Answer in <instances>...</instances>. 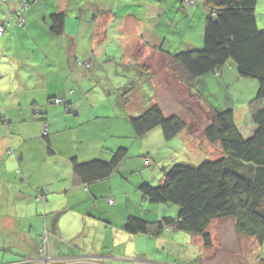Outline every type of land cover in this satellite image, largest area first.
Instances as JSON below:
<instances>
[{
  "label": "crops",
  "instance_id": "1",
  "mask_svg": "<svg viewBox=\"0 0 264 264\" xmlns=\"http://www.w3.org/2000/svg\"><path fill=\"white\" fill-rule=\"evenodd\" d=\"M154 2L39 0L29 6L22 28L15 17L9 22L7 19L8 14L14 12L17 0H9L6 6L0 3V27L4 25V35L0 39V264H117L131 261L136 264H187L193 256L215 252L218 234L235 230L234 221L229 230L228 219L215 221L210 229L211 248H205L201 237L185 233L172 231L159 237L141 235L143 242L144 237L154 242L146 243L140 253L128 254L138 237L121 229L129 216L149 222L166 216L178 217L177 208L168 210L149 204L138 190L142 182L154 183L153 176L158 178L157 167L146 169L147 154L165 147L171 158L179 154L175 158L178 160L192 156L194 151L188 146L195 137L190 132L194 123L165 146L160 130L146 135L138 143L130 123L132 117L154 104L168 116L157 101L163 86L171 88L172 82L167 80L162 84L159 81L157 71L160 67H156L155 62L166 63L167 54L201 45L200 42L194 46L175 47L167 40L163 42L157 30L163 25L166 9L160 5L155 7ZM132 8L139 10L133 12ZM119 9L123 10L121 14L116 13ZM58 13L65 15V21L63 32L56 35L52 32L56 25L51 16ZM106 44L118 47V55L111 57L108 51H97V46L102 48ZM78 60L90 62L91 66L76 67ZM161 69L175 77L171 70L168 71L167 63ZM229 69V72L222 70L215 78L224 79L227 74L233 76V67ZM112 74L127 80L120 81L121 85L119 81L111 83ZM176 83L185 87L184 92L190 91L187 86ZM203 84L206 86L205 81ZM122 89L127 93L135 91L136 97L127 100V93L122 92V96L117 93L114 101L112 94ZM55 98L63 99L64 104H53ZM114 106L121 110L120 114L116 112L114 122L125 126L120 135L113 129L105 132L103 128L115 125L105 116V110L114 109ZM244 116L241 119L238 114L239 121L251 124L249 114ZM254 131L247 126L243 133L250 135ZM47 140L53 154L46 148ZM148 142L155 147L147 145ZM121 147L130 148V153L137 159L123 162L110 180L85 187L75 178L71 158L78 157L80 161L109 159L112 152ZM143 170H146L145 175L141 174ZM136 173L141 177L137 178ZM158 179L160 181L161 177ZM42 189L48 191L46 204L33 205V198ZM132 193L134 197H131ZM101 199H114L118 208L101 205ZM87 200H92L90 205L96 211L87 208ZM78 205L81 207L77 216L76 213L69 215L70 211L78 209ZM214 227L219 229L217 233L212 230ZM109 230L114 232L111 242L107 240ZM220 244L222 252H233L224 238ZM193 246L197 249L188 250ZM251 246L249 258L242 259L243 264H264V242L258 246L252 240ZM155 248L158 249L153 252ZM43 252L48 254L45 260L39 259ZM151 253L157 255L155 262L149 258Z\"/></svg>",
  "mask_w": 264,
  "mask_h": 264
},
{
  "label": "trees",
  "instance_id": "2",
  "mask_svg": "<svg viewBox=\"0 0 264 264\" xmlns=\"http://www.w3.org/2000/svg\"><path fill=\"white\" fill-rule=\"evenodd\" d=\"M8 1L0 0V3L6 6ZM38 1L17 0L14 12L8 14V22L15 17L19 26L24 27L25 13L31 4ZM171 1L155 0L154 6L160 5L163 10L172 7V11H178L185 20L202 14L199 18L203 20V32L200 46L167 54L169 70L177 82L187 86L190 91L197 80L211 78L232 67L240 78L257 80L258 92L247 111L256 129L253 134L245 135L243 130L247 127L244 121L237 122L235 111L229 108L212 112L211 123L204 130L206 140L212 145H219V152L210 153L211 160L197 165L175 162L168 168L162 164L167 161V154H159L158 149L154 150L156 153H148L146 168L157 167L163 176L158 186L142 182L138 190L152 205L168 210L177 208L178 217L166 216L149 222L129 216L121 229L130 236L159 237L172 231L185 233L201 237L205 248H211L212 224L231 219L239 235L254 240L255 245L260 246L264 242V30L257 26L258 0ZM199 4H202L207 15L206 11L198 8ZM51 19L56 25L52 32L61 34L65 15L58 13L52 15ZM1 28L4 29V25ZM75 66L90 67L91 63L78 60ZM193 94L197 95L195 92ZM64 102L59 98L52 100L56 105ZM130 123L138 143L146 135L160 130L164 146L187 131L189 125L187 118L176 114L166 116L158 104L132 117ZM147 145L155 147L152 142ZM46 148L51 154L54 153L48 140ZM130 159H137V156L130 153V148L121 147L112 152L109 159L80 161L78 157H73L70 165L75 178L88 187L110 180L121 164ZM47 198L48 191L42 189L34 200L42 203ZM110 200L113 202L114 199ZM110 200L109 204L112 203ZM39 252L42 253L41 250ZM43 253L39 259L45 260L48 255Z\"/></svg>",
  "mask_w": 264,
  "mask_h": 264
},
{
  "label": "rangeland",
  "instance_id": "3",
  "mask_svg": "<svg viewBox=\"0 0 264 264\" xmlns=\"http://www.w3.org/2000/svg\"><path fill=\"white\" fill-rule=\"evenodd\" d=\"M142 3L145 2L146 0H140ZM170 0H164V2H169ZM199 2L202 3L203 0H198ZM137 4V3H136ZM202 11H204V7L202 4L198 5ZM197 7V6H196ZM203 8V9H202ZM170 9V10H169ZM133 12H138L139 8H132ZM123 10H116V13L119 12L121 14ZM206 11V10H205ZM204 11V12H205ZM206 15L208 14L207 11L205 12ZM199 16L197 15L196 17H191L189 20H185L181 17V14H179L178 11L174 9V12H172V7L171 8H166V12L163 15V25L160 29L157 30V33L161 35L163 38V42L167 40L168 42L172 43L175 45V47H179L180 45H185L189 44L191 46H194L197 43H200L201 41V35L203 32V20H200ZM175 17L176 20H175ZM256 19H257V26L260 30H264V0H258L257 7H256ZM187 23V24H186ZM114 44H106L104 47H98L97 46V51L101 52L102 50L108 51L109 56H115L118 55V47H112ZM148 61V62H147ZM147 63L150 64V60L147 59ZM153 61H155L153 59ZM157 65L156 67L158 68V79L159 81L161 80L162 84L165 81H171V88H168V86H163L164 89L160 90L159 92V101H156L157 103L159 102L160 105L163 106L164 111L166 114H176L182 118H187L188 123H194V125L191 126L190 132L195 136L194 139L191 141V144H188L190 148H193V152H191L192 156H184L181 159L175 160L176 157H179V154L174 155L173 158H171L170 151L166 149L165 147L163 150H160L158 153L159 154H168V159L164 164L168 168L173 166L175 162L179 163H187V164H200L204 160H211L212 157L210 153L213 155L218 152L219 145L215 144L212 145L210 144L204 135V130L206 127H208L210 122V118L212 116V112L216 111H225L229 108H232L235 111L237 122L239 121L238 119V114L241 115V119H244V115L247 114L249 105H251V101L256 98L257 92H258V82L257 80L254 79H242L238 76L237 71L235 68H233V76H229L228 74L224 79L221 77L215 78L217 76H210L211 78H204L201 81L198 80L194 82L192 86V92L197 93L192 94L189 90H187V93L185 91V87L177 84V79L173 77L171 74L169 75L166 70L163 71V68L165 64L167 63H161L159 61L155 62ZM226 72L231 71V69H225ZM169 71V69H168ZM232 75V74H230ZM111 83L117 84L119 81V85L122 83L120 81H125L127 80L126 78H121V77H116L115 74L111 75ZM132 78H133V73H132ZM203 81H205L206 86L203 84ZM215 81V83H213ZM174 82V83H173ZM129 83V79H128ZM169 83V82H168ZM95 84L97 82L95 81ZM174 84V85H173ZM130 87V84L128 85ZM98 91V89H97ZM122 92H125V90L121 91H114L112 94V99L114 101L117 99L118 94L122 96ZM127 93V91L125 92ZM136 92L134 91L133 93H127V100H133L134 97H136ZM186 93V94H185ZM125 98V97H124ZM200 100V101H199ZM64 107V106H63ZM114 109H107L105 110V116H108L111 118L110 122H114L117 117H116V112L117 114L121 113V110L119 107L114 106ZM104 111V109H103ZM102 111V112H103ZM115 123V122H114ZM245 123V122H244ZM115 123V125H106L103 126L105 128V132L107 130H111L118 135H120L121 132L124 130V125H119ZM247 122L244 124V126H251L252 129H256L252 124L246 125ZM112 126V127H111ZM243 126V127H244ZM108 132V131H107ZM109 133V132H108ZM183 139H186V135L183 137ZM174 144V143H173ZM175 149H178V147H174ZM210 149V151H209ZM156 153V152H155ZM154 169V167H151ZM150 169V168H146ZM156 176L158 178L162 177L163 174L161 171L157 170ZM142 175L146 174V170H143ZM140 173H136L137 178L141 177ZM155 179V175L153 176L152 186H158L159 185V179ZM132 193L131 197H134ZM34 200V198H33ZM79 198H76V203H78ZM101 202V205H108L109 200H99ZM80 202V201H79ZM92 200H87V208L90 207L92 212L96 211L94 206H91L90 203ZM34 204H41L37 203L36 201H33L32 203ZM46 203L42 202V206H44ZM150 204V202H149ZM109 205H115V201ZM147 205V204H146ZM78 209L72 210L69 212V215L72 213H76L75 216H77L78 210L81 207L78 205ZM116 206V205H115ZM148 206V205H147ZM117 207V206H116ZM118 208V207H117ZM146 210V208H144ZM142 209L143 211H145ZM91 214V213H89ZM65 218L61 221V225L64 227L65 223ZM233 220L228 219L226 224L229 226L228 230L231 228ZM215 233L219 231V229H212ZM112 230H109L107 240L111 242L113 240V233L111 232ZM238 233L233 229L232 231L224 232L221 236L219 234L216 239V248L215 252L210 251V254H206V256H193L191 260H187V264H243L242 259L247 258L250 255V250L252 248L251 246V241L248 240L250 238L247 237H239L238 238ZM102 237V236H100ZM140 237V239H139ZM225 239L226 242L230 244L231 249H233V252H222L221 249V244L220 241L222 239ZM136 239V238H135ZM239 239V240H238ZM198 241V239L196 238ZM213 240V239H212ZM241 241V242H238ZM154 240H149L148 238L144 237V242H143V237L139 235L137 237V240L134 241V244L129 248L128 254L131 255L135 253H140L142 251L143 247H146V243H153ZM241 243L240 248L237 250L236 247L239 246ZM158 248L153 249V252L157 251ZM189 249H197L196 246H193L192 248ZM225 249V248H224ZM122 250V248H121ZM126 250V249H125ZM225 251H228L225 249ZM242 251V253H241ZM115 252H118L115 250ZM180 252H182V248L180 249ZM222 252V253H221ZM48 254H45L47 256ZM157 255L154 253H151L149 258L151 260H156ZM189 258V256H188ZM214 259L212 261L209 260ZM249 258V257H248ZM226 260L223 261V260ZM140 262V261H137ZM117 264H136V262L131 261V263H121L118 262ZM247 264V263H246Z\"/></svg>",
  "mask_w": 264,
  "mask_h": 264
},
{
  "label": "built area",
  "instance_id": "4",
  "mask_svg": "<svg viewBox=\"0 0 264 264\" xmlns=\"http://www.w3.org/2000/svg\"><path fill=\"white\" fill-rule=\"evenodd\" d=\"M20 25H22V23H20ZM3 35V28H1L0 27V37ZM110 202H112L111 200H110Z\"/></svg>",
  "mask_w": 264,
  "mask_h": 264
}]
</instances>
